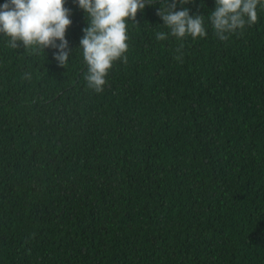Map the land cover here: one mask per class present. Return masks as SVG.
<instances>
[{"label":"trees","instance_id":"1","mask_svg":"<svg viewBox=\"0 0 264 264\" xmlns=\"http://www.w3.org/2000/svg\"><path fill=\"white\" fill-rule=\"evenodd\" d=\"M164 3L102 93L74 0L65 68L0 35V264H264V8L226 41H158ZM183 7L207 24L215 0Z\"/></svg>","mask_w":264,"mask_h":264},{"label":"clouds","instance_id":"2","mask_svg":"<svg viewBox=\"0 0 264 264\" xmlns=\"http://www.w3.org/2000/svg\"><path fill=\"white\" fill-rule=\"evenodd\" d=\"M191 0H165L156 15L168 29L158 31V41L169 36L178 41L191 37L205 38L207 25L221 41L229 39L231 34L242 33L246 27L256 24L259 19L258 7L264 8L262 0H215V8L206 15L189 14L183 7L177 11V4L186 5ZM66 0H5L0 4V35L6 38V46L31 53L56 49L53 58L61 67L66 66L73 50L68 47L66 29L72 24L71 10L65 7ZM83 10L87 27L79 41L87 70L83 75L87 88L102 93L108 83V74L116 62L127 63L130 36L126 25L136 21L137 12L156 0H74ZM59 41V43H57ZM184 44L181 42L173 50V59L183 62ZM24 79L31 80L30 73H24ZM34 235V234H33Z\"/></svg>","mask_w":264,"mask_h":264}]
</instances>
